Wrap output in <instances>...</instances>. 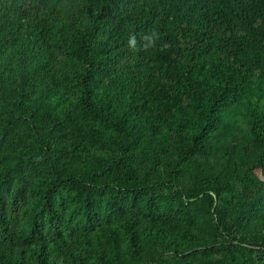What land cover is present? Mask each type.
I'll use <instances>...</instances> for the list:
<instances>
[{"label": "trees", "instance_id": "1", "mask_svg": "<svg viewBox=\"0 0 264 264\" xmlns=\"http://www.w3.org/2000/svg\"><path fill=\"white\" fill-rule=\"evenodd\" d=\"M0 264H264V0H0Z\"/></svg>", "mask_w": 264, "mask_h": 264}]
</instances>
